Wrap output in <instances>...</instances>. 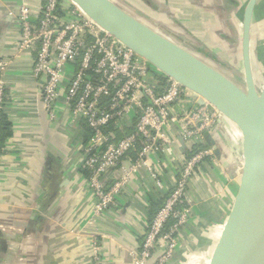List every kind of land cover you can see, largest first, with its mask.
Segmentation results:
<instances>
[{
  "label": "crops",
  "instance_id": "1",
  "mask_svg": "<svg viewBox=\"0 0 264 264\" xmlns=\"http://www.w3.org/2000/svg\"><path fill=\"white\" fill-rule=\"evenodd\" d=\"M117 1L195 52L229 69H243V14L249 0ZM42 2L0 0V58L9 60L0 70L5 83L0 264H134V253L172 189L189 147L179 143L167 154L153 156L163 189L156 187L147 171H140L119 191L111 208L96 216L81 158L87 127L73 122L64 97L57 101L54 117L47 112L41 81L34 73V53L19 49V22L7 15L8 9L23 3L39 7ZM250 48L253 66L263 77L264 0L255 6ZM232 128L241 143V131ZM213 135L220 153L204 161L190 181L191 218L180 238L178 233L168 264L211 263L235 202L241 173L238 169L231 178L226 166L234 162L236 145L225 142L223 135L229 134L223 130ZM132 155L123 161L126 166ZM119 175L114 170L106 183Z\"/></svg>",
  "mask_w": 264,
  "mask_h": 264
},
{
  "label": "built area",
  "instance_id": "2",
  "mask_svg": "<svg viewBox=\"0 0 264 264\" xmlns=\"http://www.w3.org/2000/svg\"><path fill=\"white\" fill-rule=\"evenodd\" d=\"M7 15L19 22V49L34 53V73L41 81L47 112L54 117L57 101L64 97L73 122L87 127L81 158L96 216L111 208L119 191L140 171H147L163 189L153 156L167 154L181 139L188 145L177 179L134 253V264H168L178 233L180 238L191 218L190 181L204 161L215 158V146L207 136L223 130L236 138L233 124L226 120L218 129L222 114L217 108L207 100L199 103L192 90L101 27L73 0H43L39 7L23 3L8 9ZM8 64L0 58L1 71ZM4 97L0 78V129ZM239 143L236 165L242 152ZM131 155L126 166L123 161ZM117 169L119 177L108 185L106 178Z\"/></svg>",
  "mask_w": 264,
  "mask_h": 264
},
{
  "label": "water",
  "instance_id": "3",
  "mask_svg": "<svg viewBox=\"0 0 264 264\" xmlns=\"http://www.w3.org/2000/svg\"><path fill=\"white\" fill-rule=\"evenodd\" d=\"M73 1L125 45L192 90L199 103L207 100L217 108L222 114L218 129L228 120L241 131V158L238 165L226 166L231 178L241 168L239 190L208 264H264V76L257 77L250 48L258 0H249L243 14V69H229L195 52L117 0ZM181 143L186 146L183 139Z\"/></svg>",
  "mask_w": 264,
  "mask_h": 264
},
{
  "label": "rangeland",
  "instance_id": "4",
  "mask_svg": "<svg viewBox=\"0 0 264 264\" xmlns=\"http://www.w3.org/2000/svg\"><path fill=\"white\" fill-rule=\"evenodd\" d=\"M206 58H207V57H206ZM208 59H211V57H208ZM223 68H224V67H223ZM224 69H225V68H224ZM225 70H227V69H225ZM228 71H229V70H228ZM256 73H257L256 75H257L258 78H261V79L263 78L262 75L260 74V72H259L257 69H256ZM242 135H243V134H242ZM223 136H224V140H225V142H229L231 145H234V144H236V143H239V141L236 140V138H232V137L227 136V135H223ZM240 145H241V144L239 143V146H240ZM231 209H232V208H231ZM210 233H211V232H208V233L206 232L205 235L208 236V235H210ZM216 236H217V235H216ZM204 238L207 239L208 237H204ZM175 249H176V248H175ZM175 249H174V251H175ZM174 251H173V252H174ZM173 252H172L171 255L169 256V259L173 256Z\"/></svg>",
  "mask_w": 264,
  "mask_h": 264
},
{
  "label": "trees",
  "instance_id": "5",
  "mask_svg": "<svg viewBox=\"0 0 264 264\" xmlns=\"http://www.w3.org/2000/svg\"><path fill=\"white\" fill-rule=\"evenodd\" d=\"M3 112H2V118H1V129H0V140H1V134H2V128H3ZM88 131V130H87ZM88 137H89V132H88V136L86 137V139H85V141L88 139ZM1 142V141H0ZM84 170V172H85V174L88 176V171L87 170H85V169H83ZM173 223V220H170L169 221V223H168V225H170V224H172Z\"/></svg>",
  "mask_w": 264,
  "mask_h": 264
}]
</instances>
